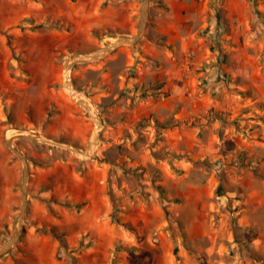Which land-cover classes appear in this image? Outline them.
Returning a JSON list of instances; mask_svg holds the SVG:
<instances>
[{"label":"rangeland","instance_id":"obj_1","mask_svg":"<svg viewBox=\"0 0 264 264\" xmlns=\"http://www.w3.org/2000/svg\"><path fill=\"white\" fill-rule=\"evenodd\" d=\"M139 8L0 0V264H264V0H149L88 59Z\"/></svg>","mask_w":264,"mask_h":264},{"label":"water","instance_id":"obj_2","mask_svg":"<svg viewBox=\"0 0 264 264\" xmlns=\"http://www.w3.org/2000/svg\"><path fill=\"white\" fill-rule=\"evenodd\" d=\"M148 5H149V0H140V8H139V21H138V26L136 31L133 34H130L129 36H122L117 39H115L114 42H108L105 45L100 46L93 52H91L89 55L91 56L90 59L98 58L102 56L103 54L109 52L113 48L123 45V44H134L136 43L143 35L145 27H146V20L148 16ZM80 61L79 59L72 58L66 61L65 66L70 67ZM65 68V67H64ZM39 135L35 134H27L23 135V137L29 138L31 140H37ZM6 144L9 147V149L16 155V157L20 160L21 165H22V179L20 183V207L18 211V216H17V223L14 227V230L11 234V236L2 242L0 244V255L3 253H6L19 239L21 230H22V225L24 221V216L26 214V209H27V182H28V161L27 158L25 157L24 154H22L18 149H16L12 143H11V138H8L6 140ZM90 142L87 146L89 147Z\"/></svg>","mask_w":264,"mask_h":264},{"label":"bare ground","instance_id":"obj_3","mask_svg":"<svg viewBox=\"0 0 264 264\" xmlns=\"http://www.w3.org/2000/svg\"><path fill=\"white\" fill-rule=\"evenodd\" d=\"M115 41V40H114ZM114 41H112V42H114ZM88 56H89V58L88 59H90V55L89 54H87ZM76 58H78L80 61H82V60H87V59H80L81 58V56L80 57H76ZM68 70H67V73H66V82H65V87H66V89L71 93V94H73V95H75L76 97H78L79 98V100H80V102L83 104H81L82 106H85V108L87 109V111L89 112V114L90 115H92V116H94V112L91 110V108L88 106V105H86V101H85V98H84V94L83 93H81V92H79V91H76L74 88H73V86L71 85V81L69 80V78H68ZM95 117V116H94ZM100 119H98L97 118V120H96V127H95V129H94V131H93V134H92V139H91V142H90V145H89V147H88V150H87V152H86V154H90V153H92V150H93V148H94V146H95V143H96V139H97V129H98V126H99V121ZM38 139L39 140H41V141H49V139H47V138H45V137H43V136H40V137H38ZM82 156H85V154H83Z\"/></svg>","mask_w":264,"mask_h":264}]
</instances>
